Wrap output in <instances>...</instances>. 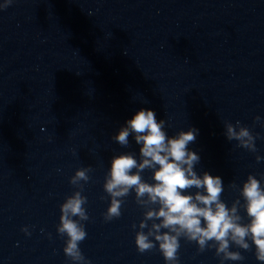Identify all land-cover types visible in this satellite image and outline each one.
Returning <instances> with one entry per match:
<instances>
[{
    "label": "water",
    "instance_id": "water-1",
    "mask_svg": "<svg viewBox=\"0 0 264 264\" xmlns=\"http://www.w3.org/2000/svg\"><path fill=\"white\" fill-rule=\"evenodd\" d=\"M140 109L166 121L169 137L199 130L188 145L201 157L195 170L222 178L229 207L244 202L231 182L252 174L264 186V0H13L0 10V264H73L57 226L79 190L70 178L87 167L85 258L166 264L158 245L137 251L144 209L134 191L118 219L103 215L112 158L139 160L141 147L112 137ZM225 121L248 127L257 151L228 141ZM142 176L153 183L152 170ZM180 245L179 264H221L214 248ZM231 250L245 259L223 264H261L254 247Z\"/></svg>",
    "mask_w": 264,
    "mask_h": 264
},
{
    "label": "clouds",
    "instance_id": "clouds-1",
    "mask_svg": "<svg viewBox=\"0 0 264 264\" xmlns=\"http://www.w3.org/2000/svg\"><path fill=\"white\" fill-rule=\"evenodd\" d=\"M13 0H3L0 10L6 9ZM260 121V117H255ZM166 121L157 120L150 109H140L126 121L112 137L122 147L129 146V136L140 145L139 160L131 152L115 155L103 184L110 197V204L104 215L106 222L118 219L124 198L135 193L136 204L144 209L139 230L135 233V245L141 254L157 248L166 264H179L180 240L195 242L198 252L215 249V255L223 261H243L240 251L254 247L257 261L264 264V186L254 175L249 174L242 187L234 181L229 187L238 191L243 199H235L229 207L221 196L224 185L220 176L208 172L198 175L195 166L201 157L188 145L194 143L198 129L190 128L169 137L165 131ZM228 141H238V147L255 153L256 137L250 129L225 121ZM261 156H256L260 162ZM145 170H152L153 183L142 176ZM91 167L78 169L70 178V184L79 190L67 197L60 206V223L57 232L66 236L64 254L73 264H90L80 250L79 244L87 238L83 221L89 215L84 207L87 197L82 195L83 185L90 180ZM192 189L196 191L191 192ZM244 209L248 222L240 215ZM158 221V222H157ZM151 222V224H149ZM135 229L137 226L132 225ZM147 229L145 232L144 230ZM26 234L28 229H22Z\"/></svg>",
    "mask_w": 264,
    "mask_h": 264
}]
</instances>
